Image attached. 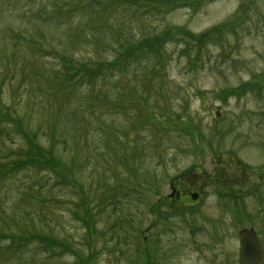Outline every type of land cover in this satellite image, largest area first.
Listing matches in <instances>:
<instances>
[{"label": "rangeland", "instance_id": "rangeland-1", "mask_svg": "<svg viewBox=\"0 0 264 264\" xmlns=\"http://www.w3.org/2000/svg\"><path fill=\"white\" fill-rule=\"evenodd\" d=\"M130 1L0 0V168L6 153L26 148L13 119L57 164L23 167L0 181V264H143L146 244L147 264H237L235 211L221 209L220 183L211 181L220 174L260 190L245 197L247 213L237 210L264 248V0H214L163 14ZM241 5L248 8L238 12ZM218 25H226L220 39L214 33L198 47L175 38L162 57L107 71L92 90L80 88V74L73 86L57 78L67 62L112 61L114 36L125 47L166 26L196 34ZM104 95L109 104H96ZM147 112L171 121L157 134ZM193 165L205 194L199 231L187 196L194 179L185 183L183 174ZM171 185L181 199L169 206L161 201ZM33 234L65 244L44 251L6 238Z\"/></svg>", "mask_w": 264, "mask_h": 264}, {"label": "trees", "instance_id": "trees-1", "mask_svg": "<svg viewBox=\"0 0 264 264\" xmlns=\"http://www.w3.org/2000/svg\"><path fill=\"white\" fill-rule=\"evenodd\" d=\"M84 1V0H80ZM144 3H146L148 6L151 7L150 12L152 13H157V14H163L165 12H169L171 10H175L178 8H184L188 7L192 10H199L204 3L208 2H213L214 0H142ZM115 2V0H114ZM114 2L110 0H97V4L103 5L104 7L111 6L114 4ZM131 4L133 5L134 3H140L141 0H132L130 1ZM81 5V2H80ZM104 7H98V9H101V14H104L105 9ZM223 28L222 26L220 27H214L212 29H209L203 33L200 34H194L190 32L189 30L185 29L184 27H178V26H166L163 28L160 33L151 35L148 37H145L137 42L134 43H125V47L123 45V42L121 43L122 39L121 37H115L112 38L115 41V58L111 62L107 63H95L92 66H90L87 63H81L79 68H76L74 65H71L70 67H66L68 72L64 74V76H61L62 83L66 84L67 82H70L71 85L75 83L74 78L80 74V88L82 87L83 84H89L90 87L89 89L92 90L96 87V79L100 77L101 75H106L104 74L107 71H110L112 69L114 70H122L126 65L129 64V62L132 63H137L144 58L145 55L149 57H162V51L161 49L167 42H172L175 40V38H179L180 40L185 41L187 44H194L195 46L201 47L210 42L212 39V36L214 33L218 34L217 39H220L221 34L223 33ZM117 34V33H116ZM115 34V35H116ZM92 38L95 37L93 33L90 34ZM187 39L191 40L192 42H189ZM68 63V62H67ZM67 63H64L65 65ZM156 66V65H155ZM162 66H164V62H162ZM103 70V71H102ZM56 76V74H55ZM66 77V78H63ZM105 79V78H104ZM261 79V77H260ZM145 81L148 82H153L152 79L148 81L146 78ZM252 81L256 82L255 77H253ZM152 84V83H151ZM252 83H247L245 86L246 90L247 87L250 88L249 85ZM239 89H232L231 92L238 91ZM230 94H237L235 93H230ZM42 101V100H41ZM93 101V100H92ZM141 101V100H138ZM134 101L132 103V107L139 113V110L144 109L142 108L143 106L140 104V102ZM101 102V105H108L109 104V99L108 96L104 95L102 99H96V104ZM5 109H8V107H4ZM116 109H118V106L116 105ZM1 112V110H0ZM9 119V117H7ZM134 118L139 119L137 116H134ZM147 121L153 122L155 129L157 130V134L162 130L160 128L163 124L167 123L168 121L164 120H157L154 118L153 115H150L147 112ZM13 124L15 125L16 132L18 135H21L22 138L26 142V148H24L23 151L17 150L13 151L11 154L6 153L5 157L3 158V162L6 163L5 166L0 168V181L5 180L9 176L10 173H15L16 171H19L23 167H39L42 164L49 166V167H55L57 164L52 158H48L47 154L44 153L41 149V147L37 143L36 136L33 134L27 133V130H23L21 126V121L19 119H13ZM53 150L52 148H50ZM11 156H16V159L12 161V163L9 165L8 159ZM59 167L63 169L66 173L67 170L62 168L59 164ZM70 173V170L69 172ZM91 221V220H90ZM90 221L85 222L84 227H86L89 223V225H92V222ZM6 238H9V236H6ZM27 241L25 245L30 244L31 242L35 241V244L38 246L40 245V248L44 251L51 249L52 247L55 248H62L65 244L64 240L56 239V241H53L52 239H49V237L45 235H30L26 237ZM70 247H72L70 245ZM146 248V246H145ZM67 249V248H66ZM143 254L144 257H147L148 251L147 249H144L143 247ZM70 252H73L70 250ZM75 257H79L76 253H72ZM92 258V255L89 257ZM80 259H82L80 257ZM84 261H89L86 258H83ZM143 260V264H147L144 262L145 259ZM82 264H88V263H82Z\"/></svg>", "mask_w": 264, "mask_h": 264}, {"label": "water", "instance_id": "water-1", "mask_svg": "<svg viewBox=\"0 0 264 264\" xmlns=\"http://www.w3.org/2000/svg\"><path fill=\"white\" fill-rule=\"evenodd\" d=\"M240 264H261L263 262V251L252 229L241 230L239 233Z\"/></svg>", "mask_w": 264, "mask_h": 264}, {"label": "flooded vegetation", "instance_id": "flooded-vegetation-1", "mask_svg": "<svg viewBox=\"0 0 264 264\" xmlns=\"http://www.w3.org/2000/svg\"><path fill=\"white\" fill-rule=\"evenodd\" d=\"M201 200V197L199 196L198 199L195 200V202H199Z\"/></svg>", "mask_w": 264, "mask_h": 264}]
</instances>
